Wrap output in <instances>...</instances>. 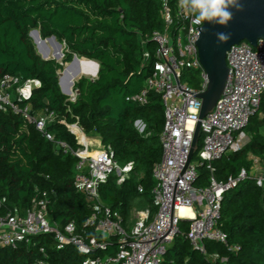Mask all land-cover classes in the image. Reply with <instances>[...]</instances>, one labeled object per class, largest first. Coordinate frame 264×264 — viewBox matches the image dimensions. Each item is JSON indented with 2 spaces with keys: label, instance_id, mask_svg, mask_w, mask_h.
I'll return each instance as SVG.
<instances>
[{
  "label": "trees",
  "instance_id": "obj_1",
  "mask_svg": "<svg viewBox=\"0 0 264 264\" xmlns=\"http://www.w3.org/2000/svg\"><path fill=\"white\" fill-rule=\"evenodd\" d=\"M176 12L179 0H168ZM163 0H0V78L5 74L23 80L39 79L29 104L33 112L45 107L57 112L67 123L78 122L87 136L101 139L103 147H110L119 165L133 162L134 170L122 183L112 174L99 187L101 205L118 210L126 224L130 207L137 198L150 205L151 215L157 211L152 188L155 184L153 168L161 160L160 134L165 123V109L161 94L150 91L140 103L132 98L141 93L146 79L155 70L157 44L146 40L155 30L164 28L161 15ZM32 29L37 32L29 35ZM55 35L64 44L59 51L42 38ZM33 38V39H32ZM35 40V41H34ZM48 55L50 59H44ZM62 63L76 54L97 60L98 77L91 79L64 74L62 87L75 81L76 100L70 101L59 85ZM148 52V57L144 53ZM200 70L185 68L181 80L194 89H201ZM81 75H84L82 73ZM73 83V82H72ZM141 120L144 132L134 127ZM248 142L238 152L228 153L213 162L218 180L237 176L242 168L251 173L253 160L258 157L264 168V94L258 110L246 126ZM58 139L78 146L77 139L65 124L50 125ZM202 135L197 151L202 146ZM77 157L58 152L37 128L19 114L0 111V217L10 211L23 212L43 191L49 192V217L59 227L74 222L77 232L103 237L86 225L95 210L92 201L74 184ZM196 185H204L211 175L208 164L198 169ZM143 191L140 192L139 188ZM219 225L227 234V243L206 240V253L195 249L187 233L190 221L180 222V232L168 247L164 264H264V188L253 175L224 194ZM114 238L105 250L93 251L103 256L115 251ZM44 246L52 264H83L86 254L71 243L58 249L52 233L33 237L31 243L17 247L0 245V264H34L42 257ZM215 256V260L211 259Z\"/></svg>",
  "mask_w": 264,
  "mask_h": 264
},
{
  "label": "built area",
  "instance_id": "obj_2",
  "mask_svg": "<svg viewBox=\"0 0 264 264\" xmlns=\"http://www.w3.org/2000/svg\"><path fill=\"white\" fill-rule=\"evenodd\" d=\"M178 5L179 1L174 14L169 1L163 0L164 28L142 40L157 44L158 60L141 93L132 98L144 103L148 93L155 91L161 94L164 104L165 123L160 134L162 157L152 173L156 213L151 215L149 209L141 211L129 228L118 210L101 205L100 185L112 174L117 176L118 183L124 182L133 172L134 163L119 165L110 147L92 151L90 138L79 123H67L49 107L33 112L31 105L23 102L31 97L34 88L41 86V81L5 74L0 78V111L21 115L51 141L58 152L77 157L74 184L89 199L98 202L86 225L103 237L77 232L74 222L59 227L49 217L50 195L43 191L25 211H10L0 217V245L17 247L21 242L31 243L35 236L52 233L58 249L71 243L86 254L83 264H164L167 249L180 232V222L188 218L191 220L187 238L195 249L206 253V240L227 243L228 236L219 225L224 194L251 175L264 188V168L258 157H251V173L242 168L237 176L218 180L213 162L240 151L249 140L245 128L264 94V38L259 39L256 46L242 41L228 50L229 72L224 90L201 120L202 146L195 153L197 160L193 156L188 163L202 107L198 93L207 88L209 78L200 62L196 43L200 36L197 28L203 26L204 21L196 22L194 16ZM144 55L148 57L149 54L145 52ZM185 68L200 70L201 89H194L181 80ZM77 94L73 88L69 100L74 102ZM56 121L65 124L75 135L77 147L58 139L50 130V125ZM205 163L211 175L206 184L197 186L198 169ZM184 206L190 208L192 216L181 213ZM112 237L116 243L114 253L93 256V251L107 249ZM40 251L42 257L34 264H52L46 248L42 246ZM211 259L215 260V256ZM221 264H229L227 258H222Z\"/></svg>",
  "mask_w": 264,
  "mask_h": 264
},
{
  "label": "water",
  "instance_id": "obj_3",
  "mask_svg": "<svg viewBox=\"0 0 264 264\" xmlns=\"http://www.w3.org/2000/svg\"><path fill=\"white\" fill-rule=\"evenodd\" d=\"M239 2L242 5V10H237L235 8L231 9L234 13V17L229 22L227 27L204 21L203 26L197 28L200 29V36L198 40H196L199 48V58L202 67L208 73L209 82L207 88L198 93V97L202 99V107L199 115V121L196 125L188 163L192 160L198 148V142L201 138V120L214 107L224 90L229 72L227 62L228 50L231 49L232 45L238 44L242 41H248L256 46L257 41L264 38V0H239ZM33 32H37L38 35H40L38 29H32L29 33L31 37ZM217 32H228L231 34V39L226 43H220L216 39ZM46 40H50L52 44L57 46L60 50H63L64 44L61 43L55 35H51L49 37L42 38L43 45L47 51H50V46ZM38 52L40 53L39 49ZM62 55L63 57L65 56L64 51ZM41 56L44 59H50L42 54ZM59 57L60 55L57 54V57L52 58L63 64ZM83 65L84 67L86 66V68H92L94 66L95 74L89 76L79 75L82 72ZM99 68L100 64L97 60L79 57L75 54L71 61L66 62V65L59 73V85L62 92L69 96L72 93L71 86H74L75 84V82L72 83V80L68 85L67 90L63 89L61 79L64 74L68 72V70L70 71V75L72 77H77L79 75L76 79L77 81L83 76L91 79L97 78ZM187 220L190 221L191 219L188 218Z\"/></svg>",
  "mask_w": 264,
  "mask_h": 264
},
{
  "label": "clouds",
  "instance_id": "obj_4",
  "mask_svg": "<svg viewBox=\"0 0 264 264\" xmlns=\"http://www.w3.org/2000/svg\"><path fill=\"white\" fill-rule=\"evenodd\" d=\"M181 9L194 16L196 22L207 21L227 27L233 19L231 9L242 10L239 0H179ZM216 39L220 43H226L231 39L228 32H217Z\"/></svg>",
  "mask_w": 264,
  "mask_h": 264
},
{
  "label": "crops",
  "instance_id": "obj_5",
  "mask_svg": "<svg viewBox=\"0 0 264 264\" xmlns=\"http://www.w3.org/2000/svg\"><path fill=\"white\" fill-rule=\"evenodd\" d=\"M88 137L90 138V141H91V144H92V146H91L92 151L99 150V149H101L103 147L100 138L91 137V136H88ZM132 204H133V207L132 206H131L132 208L130 207L129 217H128L127 221H126V225L129 228H131L134 225V223H135V221H136V219L139 216L141 211H144V210H147V209H149L151 211L150 205L146 204V202L143 201L142 198L135 199Z\"/></svg>",
  "mask_w": 264,
  "mask_h": 264
},
{
  "label": "bare ground",
  "instance_id": "obj_6",
  "mask_svg": "<svg viewBox=\"0 0 264 264\" xmlns=\"http://www.w3.org/2000/svg\"><path fill=\"white\" fill-rule=\"evenodd\" d=\"M47 41V40H46ZM51 43V42H50ZM49 45V44H48ZM50 46V45H49ZM51 46H54L55 48H57L59 51H61L57 46H55L54 44H52L51 43ZM46 49V48H45ZM50 50H51V47H50ZM48 53L50 52V51H47ZM60 55V54H59ZM44 56H46V57H48V55H47V53H46V55L44 54ZM57 57V56H56ZM49 58V57H48ZM60 58V57H59ZM64 58V57H63ZM95 68H94V66L92 67V68H86V66L84 67V65L82 66V72L79 74V75H81L82 73H84V75H94L95 73ZM66 74H69L70 75V71L68 70V72L66 73ZM78 75V76H79ZM70 77H71V75H70ZM77 79V78H76ZM76 79H75V81H76ZM75 81H73V83L75 82ZM62 83V82H61ZM72 88H73V85L71 86ZM181 213L183 214V215H190V216H192L193 214H192V212H191V210H190V208L189 207H186V206H184V207H182L181 208Z\"/></svg>",
  "mask_w": 264,
  "mask_h": 264
},
{
  "label": "rangeland",
  "instance_id": "obj_7",
  "mask_svg": "<svg viewBox=\"0 0 264 264\" xmlns=\"http://www.w3.org/2000/svg\"><path fill=\"white\" fill-rule=\"evenodd\" d=\"M40 33V32H39ZM33 39V38H32ZM37 48V47H36ZM38 50V49H37ZM57 50V49H56ZM63 51H64V47H63ZM56 54H58V50L56 51ZM61 61H63V60H61ZM64 66L66 65V63H64L63 64ZM198 79L200 80L201 78H200V75L198 74ZM68 86V85H67ZM67 88L68 87H66L65 85H64V87H63V89L64 90H67ZM73 89V88H72ZM134 127L139 131V132H141V133H143L144 132V129H145V124L141 121V120H137V121H135L134 122ZM99 143V142H98ZM101 146V145H100ZM197 154H195L194 155V160H197ZM121 165H122V163H121ZM132 207H133V204L131 205ZM131 207V208H132Z\"/></svg>",
  "mask_w": 264,
  "mask_h": 264
}]
</instances>
